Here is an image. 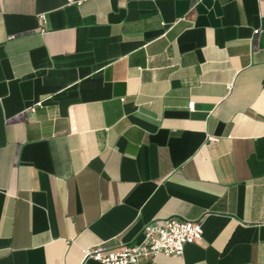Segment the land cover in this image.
Returning <instances> with one entry per match:
<instances>
[{
  "label": "crops",
  "instance_id": "0c3cea01",
  "mask_svg": "<svg viewBox=\"0 0 264 264\" xmlns=\"http://www.w3.org/2000/svg\"><path fill=\"white\" fill-rule=\"evenodd\" d=\"M167 218L202 239L140 264H264V0H0V264Z\"/></svg>",
  "mask_w": 264,
  "mask_h": 264
},
{
  "label": "built area",
  "instance_id": "2783aa9c",
  "mask_svg": "<svg viewBox=\"0 0 264 264\" xmlns=\"http://www.w3.org/2000/svg\"><path fill=\"white\" fill-rule=\"evenodd\" d=\"M67 2L79 4L82 0ZM187 108L192 111L194 103L189 102ZM208 140L217 139L208 136ZM202 225L203 221L179 218L149 223L143 228L140 241L114 249L102 245L84 249L83 261L92 260L100 264H140L143 260L153 262L159 255L180 256L187 245L202 239Z\"/></svg>",
  "mask_w": 264,
  "mask_h": 264
}]
</instances>
